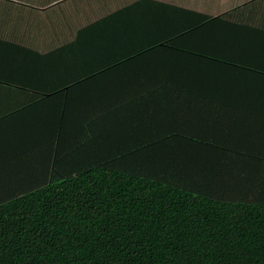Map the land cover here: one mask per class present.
Wrapping results in <instances>:
<instances>
[{"label":"crops","instance_id":"obj_1","mask_svg":"<svg viewBox=\"0 0 264 264\" xmlns=\"http://www.w3.org/2000/svg\"><path fill=\"white\" fill-rule=\"evenodd\" d=\"M225 103L264 116V0H0L1 197L85 126L161 141Z\"/></svg>","mask_w":264,"mask_h":264},{"label":"trees","instance_id":"obj_2","mask_svg":"<svg viewBox=\"0 0 264 264\" xmlns=\"http://www.w3.org/2000/svg\"><path fill=\"white\" fill-rule=\"evenodd\" d=\"M183 97L173 111L206 101ZM225 104L154 125L161 141L99 122L27 156L0 196V264H264V116Z\"/></svg>","mask_w":264,"mask_h":264},{"label":"rangeland","instance_id":"obj_3","mask_svg":"<svg viewBox=\"0 0 264 264\" xmlns=\"http://www.w3.org/2000/svg\"><path fill=\"white\" fill-rule=\"evenodd\" d=\"M23 20H24V19H22L21 17H19V19H17V22L21 24V23L23 22ZM22 32H23V31H22ZM22 32H19V35H21Z\"/></svg>","mask_w":264,"mask_h":264}]
</instances>
